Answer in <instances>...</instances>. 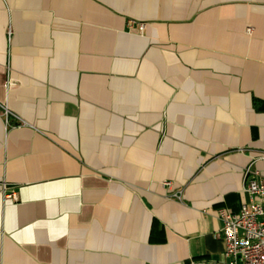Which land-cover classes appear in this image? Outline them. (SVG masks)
Segmentation results:
<instances>
[{
	"label": "crops",
	"instance_id": "obj_1",
	"mask_svg": "<svg viewBox=\"0 0 264 264\" xmlns=\"http://www.w3.org/2000/svg\"><path fill=\"white\" fill-rule=\"evenodd\" d=\"M248 168L264 0H0V264H227Z\"/></svg>",
	"mask_w": 264,
	"mask_h": 264
},
{
	"label": "built area",
	"instance_id": "obj_2",
	"mask_svg": "<svg viewBox=\"0 0 264 264\" xmlns=\"http://www.w3.org/2000/svg\"><path fill=\"white\" fill-rule=\"evenodd\" d=\"M129 27L144 32L146 24L131 20ZM245 178L244 191L248 200L242 203L238 212L220 208L217 213L222 222L225 255L227 264H264V179L250 168L246 170ZM164 186L172 191V197L182 198V190H174L172 181H165ZM0 192L6 201L19 200L18 191L5 181L0 183Z\"/></svg>",
	"mask_w": 264,
	"mask_h": 264
}]
</instances>
